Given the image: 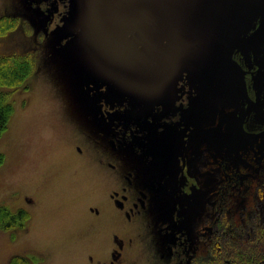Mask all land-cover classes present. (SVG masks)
Returning a JSON list of instances; mask_svg holds the SVG:
<instances>
[{"label":"rangeland","instance_id":"374dc122","mask_svg":"<svg viewBox=\"0 0 264 264\" xmlns=\"http://www.w3.org/2000/svg\"><path fill=\"white\" fill-rule=\"evenodd\" d=\"M98 1L0 0V17L17 19L14 28L0 34V55L28 53L34 59L30 76L8 92L14 111L0 134V264H11L14 257H23L29 264H87V252L101 253L109 246L110 232L121 229L120 222L109 218L93 222L90 210L91 206L102 210L109 201L108 193L98 188L97 175L102 178L110 169L90 165L101 149L106 150L105 163L114 160L110 154L117 156L123 150L126 156L120 154L118 165L132 176L137 172V179L142 168L150 169L163 158L161 163L171 166L172 180L178 181L184 162L193 184L181 193L176 183L162 189L153 208L156 219L164 218L171 215L168 200L180 203V225L186 226L189 235L183 264L198 261L220 232H260L261 204H255V209L248 206L247 217L233 219L231 187L224 186L226 179L217 167L231 166V154L236 152V144L231 143V109L239 99L236 80L220 69L225 68L222 58L204 54L200 43L195 47L191 38L184 40L183 27L190 33V21L181 22L179 5L174 7L168 0H129L104 7ZM187 8L193 15L195 7ZM130 19L143 21L142 28ZM146 29L156 38L152 36L150 43L145 42ZM174 33L183 63L175 51ZM152 40L160 48L166 46L167 56L179 68L177 73L187 76L185 111L181 106L169 108L166 92L176 68L157 54ZM99 104L106 111L105 123L97 119ZM167 111L187 124L176 126V131L184 127L179 136L169 129L175 125L166 124ZM119 122L140 128L117 130L114 137L120 136L121 142L113 153L107 145L113 143L109 137L116 123L120 128ZM235 136L245 147L246 138L239 132ZM76 144L84 149L82 155L73 151ZM158 172L168 180L160 168ZM159 174H144L150 179L144 180L143 188L147 190L153 182L157 191L160 179L155 176ZM243 186L253 190L250 180ZM27 195L36 200L35 207L25 201ZM256 195L259 190L255 199ZM160 203H165L164 208ZM20 207L24 208L22 232H10L3 210ZM153 221L149 217L142 229L152 232ZM153 233L149 259L142 264H169L158 255L160 238Z\"/></svg>","mask_w":264,"mask_h":264},{"label":"flooded vegetation","instance_id":"af4514ba","mask_svg":"<svg viewBox=\"0 0 264 264\" xmlns=\"http://www.w3.org/2000/svg\"><path fill=\"white\" fill-rule=\"evenodd\" d=\"M105 1L101 0L104 7L107 6L104 4ZM90 2L94 3L93 0H90ZM168 2L169 4L181 2V6L195 7L194 16L197 13L198 20L194 21L193 16L191 25L196 27L194 34L199 38V43L204 50L203 53L218 58L220 56L225 58L227 51H229L234 65H239L244 71L246 96L241 98L239 95L238 103L232 106L231 109L233 114V123L231 124L233 139L231 143L236 144L234 147L236 152L231 154V166L221 164V166L217 167L226 179L227 185L224 186L231 187V193L235 191H238L239 195L240 192L243 193V196H240L245 200L241 203L239 209L244 208L243 211H245L246 217L248 215L246 208L249 206V208L255 209V204L257 203L261 204L262 211L264 212V0H168ZM152 17L154 18V16ZM203 35L205 36L203 37ZM183 37L185 40V33H183ZM152 42L155 43L154 41ZM199 53L204 55L201 52ZM167 69L170 68L167 66ZM175 70L176 76L170 80L171 84L166 92L169 108L176 109L178 106H181L185 111L186 105H188L186 93L188 87L187 76L185 73H177L178 68ZM231 78L235 79L232 72ZM179 85L181 86L178 91ZM158 106L163 107V105ZM98 109L101 116L98 115L99 118L97 119L102 121L100 123H105L106 111L104 105L99 104ZM167 113L170 114V117L167 119L166 124L171 123L175 125L174 129H169L179 136L182 134L183 126L187 125L186 122L176 118L171 111H167ZM150 117L148 119L151 121L152 118ZM163 118L159 122V130ZM128 124L123 125L119 122L120 128H117L118 123L115 124V131L109 137L110 141L113 142L111 145L109 143L107 145L100 139H96V141L105 143L113 153L114 151L116 152L118 143L121 142L119 135L117 139L114 137L117 130L131 129L133 131L137 127L140 128V126ZM179 124H183V126L180 131H176L175 128ZM237 132L246 138L248 141L246 143L252 145V148H249L251 150H248L249 144L245 143L244 147L241 142L236 140L235 135ZM135 145L138 146V149H136L138 152L140 145L138 143ZM72 149L79 153V155L84 153V149L79 144H76ZM109 149L107 151H110ZM122 152L123 150L120 154ZM147 152L150 154L149 150ZM105 153L106 150L101 149L98 157L93 162H90V165L92 169H110L102 178L99 177V174L97 175L98 188L103 190L104 193H108L109 201L106 199L107 202L102 210L93 208L92 206L90 210L94 212L92 213L93 222L99 221L102 218L118 220L121 229L111 230V242L107 248L105 247L103 252H87L89 258L87 264H93L94 261H96L95 264H142L143 259H149L150 234L152 232L160 238L157 253L161 258L165 259L169 264H183V261L185 263L189 235L186 233L188 232L186 226L180 225V203L177 201L174 203H171L169 200L167 201L170 204L168 207L171 211V215L167 217H157L156 219L153 213L154 205L158 202V196L163 190H166L165 188L170 189L176 183V187L179 189V193H181L187 192L188 186L193 184L188 176L184 162L178 169V181L172 180L169 171L171 166L162 164L163 158H161L162 161L158 165H154L150 169L147 166L142 168V175L137 179V172L132 176L131 172L125 173L120 169L118 165L119 159H122L120 154L117 156L110 154L114 160L105 163L102 159V155ZM122 156H126V153L122 154ZM151 156L152 154L148 157L151 159ZM242 156L248 157V160L240 158ZM155 161H159V158H155ZM158 168L168 177V180L162 174H159ZM150 171L151 173L159 174L155 177L158 180L160 179L157 183L160 184L158 190L161 191H155L156 187L154 188L153 182L150 187V184L146 187L147 190L143 188L147 184L144 180L149 181L150 179H146L143 175L148 174ZM122 174H124L125 180ZM247 180H250L253 190L243 186V182ZM257 190L260 191V195H256L257 199H255V191ZM26 199L25 201L32 204V206L35 207L37 205L36 200H33L29 195L26 196ZM164 205L165 203L159 204L163 208ZM231 209L234 219L236 211L234 207ZM23 210V207L11 210L10 212L6 209L3 210L6 214L4 215V219L8 218L10 220V223L8 220H6L7 222L4 220L8 231L22 232ZM123 215H125L124 218L122 217ZM149 217L154 218L152 224L154 230L152 232H145V229L142 228ZM12 221L14 226H11ZM111 223L113 224V221ZM260 225H262L259 228L260 232H264V221ZM26 230L28 231V229ZM93 230L95 232H102L98 229ZM167 232H173V234H166Z\"/></svg>","mask_w":264,"mask_h":264},{"label":"trees","instance_id":"16d2710c","mask_svg":"<svg viewBox=\"0 0 264 264\" xmlns=\"http://www.w3.org/2000/svg\"><path fill=\"white\" fill-rule=\"evenodd\" d=\"M15 18L0 17V34H5L6 30L15 27L17 24ZM33 68L34 59L28 53L0 55V134L7 128L14 111L12 102L7 98L8 92L22 85L30 76ZM244 200L238 191L231 193V205L237 217L246 215L245 211L239 209ZM4 220L10 223L8 218ZM225 225L226 223L222 226ZM240 231L236 229L235 232H220L218 237L214 236L215 243L208 251L209 254L207 252L201 255L194 264H264V232ZM27 262V259L23 257H14L11 264H29Z\"/></svg>","mask_w":264,"mask_h":264},{"label":"water","instance_id":"95a60500","mask_svg":"<svg viewBox=\"0 0 264 264\" xmlns=\"http://www.w3.org/2000/svg\"><path fill=\"white\" fill-rule=\"evenodd\" d=\"M112 1V0H111ZM120 3H126L127 1H129V0H113L112 1V3L111 4H109L108 3V1L106 0L105 2H104V4H106V5H112V6H114V5H118V3L119 2ZM167 4V3H166ZM169 4V3H168ZM181 2H174V3H171L170 5H173L174 7H176V6H181ZM122 8V7H121ZM181 9H182V11L181 12H179L180 13V16H181V22H183L184 20H187L188 18H189V21H190V33H189V31L186 29V27H183V28H185V31H183V32H185V36H186V38H187V42H189L188 40L191 38L192 39V42H193V44L196 42V45H195V47H199L198 46V42H199V38L197 37V35H195L194 34V31H195V29H196V27H194V26H192L191 25V20H192V18H193V16H194V14L193 15H191V12H190V9L189 8H187L186 6H181ZM112 11H114V10H112ZM132 11H137V12H141V11H139V10H131V12ZM145 13V12H144ZM151 18H152V22H153V17L151 16ZM196 20H198V18H197V13L195 14V16H194V21H196ZM129 21H131V22H135V23H137L138 25H139V28L141 29L142 28V26L141 25H143L142 23H143V21H138V20H132V19H130ZM180 22V23H181ZM141 24V25H140ZM147 24V23H146ZM147 30V29H146ZM147 33H148V38L145 40V42L146 43H150V41H151V39H152V36H154L153 35V31H152V34L150 33V31L149 30H147ZM162 36V35H161ZM160 36H158L157 37V39L159 38ZM154 38H155V36H154ZM165 38H167L168 39V42L170 43V38H168L167 36H165ZM189 38V39H188ZM173 39H174V44L175 45H177V47H176V49H175V51H176V53L178 54V56L180 55L181 57H178L179 59H180V61L183 63V60H182V57H184V56H182L183 54H181L180 52H178L177 51V48L180 46V45H178L177 44V40L178 39H176V35L175 34H173ZM186 40V39H185ZM153 41V40H152ZM153 44H155V43H153ZM164 45H166L165 43H163ZM156 45V44H155ZM157 46V45H156ZM158 47V55L159 56H161L166 62H167V64H168V60H170V62L169 63H171L172 65H173V67L174 68H178L177 66H175L174 65V61H173V59L169 56H167V54L168 53H166V46H164L163 48H160V46H157ZM202 47V46H201ZM200 52V51H199ZM199 52H196V53H199ZM184 55H186V52L184 53ZM167 56V57H166ZM221 58H222V62H224V66H225V68H224V72L223 73H227V74H229V75H231V72L234 74V77H235V80H236V82H237V84H238V86H239V95L241 96V98H244L245 96H246V90H245V81H244V71L239 67V65H237V64H235L234 65V61L231 59V54L229 53V51H227V55L225 56V58L224 57H222V56H220ZM219 57V58H220ZM169 65V64H168ZM168 65H166V66H168ZM218 67H221L220 66V64L218 65ZM179 69V68H178ZM221 70H223L222 68H220ZM219 70V69H218ZM201 85L202 86H205V83H201Z\"/></svg>","mask_w":264,"mask_h":264}]
</instances>
